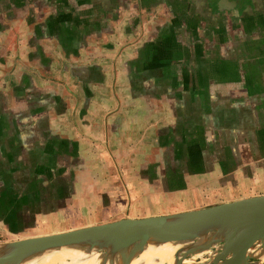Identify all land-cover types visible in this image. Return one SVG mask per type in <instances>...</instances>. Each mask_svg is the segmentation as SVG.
I'll return each instance as SVG.
<instances>
[{
	"label": "crops",
	"instance_id": "obj_1",
	"mask_svg": "<svg viewBox=\"0 0 264 264\" xmlns=\"http://www.w3.org/2000/svg\"><path fill=\"white\" fill-rule=\"evenodd\" d=\"M262 194L264 0H0V241Z\"/></svg>",
	"mask_w": 264,
	"mask_h": 264
},
{
	"label": "water",
	"instance_id": "obj_2",
	"mask_svg": "<svg viewBox=\"0 0 264 264\" xmlns=\"http://www.w3.org/2000/svg\"><path fill=\"white\" fill-rule=\"evenodd\" d=\"M176 246L172 264H264V194L206 208L121 218L67 231L0 241V264L67 249L139 256L148 246ZM161 264H167L165 262Z\"/></svg>",
	"mask_w": 264,
	"mask_h": 264
},
{
	"label": "bare ground",
	"instance_id": "obj_3",
	"mask_svg": "<svg viewBox=\"0 0 264 264\" xmlns=\"http://www.w3.org/2000/svg\"><path fill=\"white\" fill-rule=\"evenodd\" d=\"M264 247V243L261 245ZM176 246L165 243L160 246H148L139 256L108 253L101 255L97 251L84 252L76 249H67L56 254H49L40 258H28L17 264H172ZM197 255L183 261L189 264ZM264 260V258H262Z\"/></svg>",
	"mask_w": 264,
	"mask_h": 264
},
{
	"label": "rangeland",
	"instance_id": "obj_4",
	"mask_svg": "<svg viewBox=\"0 0 264 264\" xmlns=\"http://www.w3.org/2000/svg\"><path fill=\"white\" fill-rule=\"evenodd\" d=\"M63 219H66L65 216H61V219L59 218V221H58L59 224H60V222H61V223H64V222H65ZM61 227H62V226H61ZM25 228H28V227L25 226V227L23 228V230H24ZM41 228L44 229V226H41ZM37 231H39V230H37ZM37 231H35V230H34V231H30V233H32V232H33V233H37ZM10 232H12V231H10ZM13 233H14V232H13ZM24 233H29V232H24ZM0 237H1V235H0ZM15 237H21V236H15ZM205 256H206V255H202L201 257L194 258L193 260L202 259V258L205 257Z\"/></svg>",
	"mask_w": 264,
	"mask_h": 264
},
{
	"label": "trees",
	"instance_id": "obj_5",
	"mask_svg": "<svg viewBox=\"0 0 264 264\" xmlns=\"http://www.w3.org/2000/svg\"><path fill=\"white\" fill-rule=\"evenodd\" d=\"M0 240H1V237H0Z\"/></svg>",
	"mask_w": 264,
	"mask_h": 264
}]
</instances>
